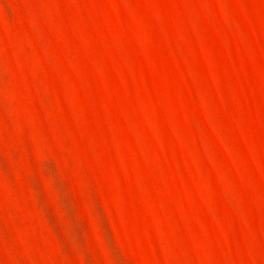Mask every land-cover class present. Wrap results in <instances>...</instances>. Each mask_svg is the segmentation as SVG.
<instances>
[{
	"label": "rangeland",
	"instance_id": "374dc122",
	"mask_svg": "<svg viewBox=\"0 0 264 264\" xmlns=\"http://www.w3.org/2000/svg\"><path fill=\"white\" fill-rule=\"evenodd\" d=\"M0 264H264V0H0Z\"/></svg>",
	"mask_w": 264,
	"mask_h": 264
}]
</instances>
